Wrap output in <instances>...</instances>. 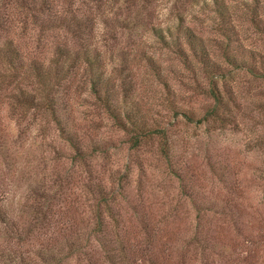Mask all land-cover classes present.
Masks as SVG:
<instances>
[{
	"label": "rangeland",
	"instance_id": "374dc122",
	"mask_svg": "<svg viewBox=\"0 0 264 264\" xmlns=\"http://www.w3.org/2000/svg\"><path fill=\"white\" fill-rule=\"evenodd\" d=\"M50 4V22L43 14L36 22L38 6L23 2L14 34L23 55L49 64L58 44L97 53L121 105L166 128L170 161L154 138L133 146L134 131L114 123L80 72L62 79L58 104L82 155L52 119L39 129L28 111L19 122L0 100V264H109L91 230L97 200L119 187L101 209L108 229L118 218L126 231L130 260L264 264V0ZM180 21L204 44L205 62L192 55ZM153 26L182 38L186 58ZM212 91L222 101L215 120L203 118ZM66 233L91 245L64 262Z\"/></svg>",
	"mask_w": 264,
	"mask_h": 264
},
{
	"label": "trees",
	"instance_id": "16d2710c",
	"mask_svg": "<svg viewBox=\"0 0 264 264\" xmlns=\"http://www.w3.org/2000/svg\"><path fill=\"white\" fill-rule=\"evenodd\" d=\"M52 1L0 0V100L6 101L8 109L13 115H16V119L19 122L26 119L25 115L28 111L32 112L30 120L35 119L36 123L47 121L49 118L52 119L59 134L68 141L70 146L75 150V154L77 156L82 155L80 138L76 135V130H73L68 124L69 115L61 112L59 110L61 104H58V92L60 91L58 87L62 79H68L70 82L80 72L84 76V80L86 77V81L88 82L86 84L87 87L85 86L84 89L89 95H92L94 99L100 102L114 123L125 130L131 127V131H134L129 137L133 146H138L143 139L154 138L157 141L160 154L164 156L167 162L170 161L169 140L166 128H162L157 122L149 123L144 117L139 116L138 112L133 108L121 105V101H118L117 98L114 82L110 80L108 75L104 74L102 68H98L103 66V63L97 53L96 55L92 54L87 49L71 50L63 44H58L53 56L48 61L50 62L49 64L39 63L35 58L30 59L27 58V55H23L14 38V34H16L15 28L18 27L17 22L24 21V18H18L16 22V16L20 13V8L24 7L23 2H30L34 6H38V8L36 7L38 15L34 14V17H37L36 22L38 20L43 21V17L41 19L38 17L42 14L46 16L44 21L50 22L48 10L51 7L50 3ZM72 21L78 23L77 19ZM68 24L69 22H63L65 27ZM79 24L80 22L77 25ZM50 25L46 27L50 28ZM177 28L179 31L182 30L181 35L185 38L192 55L200 56V60L205 62L204 59L207 56V51L201 40L197 39L190 26L183 25L180 21ZM21 29L23 31L25 28L21 27ZM152 29L160 38L163 46L175 48V52L182 58H186L185 50L182 48V38L177 35L167 38V32H171L170 27L162 29L160 26H153ZM69 86L70 84L65 88V93H68ZM126 86V84L123 85L124 95L122 100H125ZM212 96L214 102L211 107L207 108L206 113L203 115L204 119H207L208 116L211 120H215L216 117L220 118L217 109L218 103L222 102L220 95L217 91H212ZM36 112L39 115H35ZM185 116L190 118V114L188 113H185ZM38 127L39 129H43L44 123L39 122ZM119 189H112L108 198L116 201L117 195L120 192ZM108 198L97 200L95 204V225L92 227L91 233L104 249L105 257L109 264H138L135 258L130 260L129 249L126 251L127 245L123 237L126 231H122V228L119 227L118 218L113 219L112 228H107L106 221L102 215L101 205L106 209L110 208V204L107 202ZM3 220L6 221L4 217ZM17 236L20 241L24 239L21 232ZM89 244V241H85L81 245L71 239L70 234L66 233L64 247L68 252L63 256V261L67 262L72 253L81 249H83L81 253H87L86 249L90 247L88 246ZM72 249L74 251L70 252ZM53 259H55L54 256ZM88 260L90 261V258ZM58 261H62L61 258H58Z\"/></svg>",
	"mask_w": 264,
	"mask_h": 264
}]
</instances>
